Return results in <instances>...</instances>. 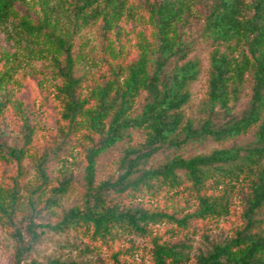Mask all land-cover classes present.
Here are the masks:
<instances>
[{
  "label": "trees",
  "instance_id": "16d2710c",
  "mask_svg": "<svg viewBox=\"0 0 264 264\" xmlns=\"http://www.w3.org/2000/svg\"><path fill=\"white\" fill-rule=\"evenodd\" d=\"M131 1L36 0L42 16L34 24L21 13L30 0H0V30L43 44L37 50L61 80L31 105L8 89L16 67L0 56V118L13 112L18 121L12 144L0 130V163L20 166L29 157L37 175L23 213L21 171L0 172V221L15 242L13 264H264V0ZM137 18L152 32L151 39L139 32L135 59L111 65L109 74L80 72L75 38L85 28L99 24L116 58L125 51L123 22ZM199 43L211 51L204 115L195 119L185 107L201 74L200 60L189 58ZM247 83L250 98L239 109ZM136 131L145 136L138 146ZM251 132L250 141L236 142ZM208 140L233 144L191 153ZM120 143V173L97 182L99 158ZM55 159L62 170L52 182L47 166ZM69 159L84 166L86 189L58 216ZM177 198L185 205L176 209ZM234 214L230 235L213 239V228ZM47 232L71 239L68 245L79 241L80 258L28 263ZM196 236L203 247L193 252Z\"/></svg>",
  "mask_w": 264,
  "mask_h": 264
},
{
  "label": "rangeland",
  "instance_id": "374dc122",
  "mask_svg": "<svg viewBox=\"0 0 264 264\" xmlns=\"http://www.w3.org/2000/svg\"><path fill=\"white\" fill-rule=\"evenodd\" d=\"M142 0H132L131 3L139 5ZM36 0H30L29 6L24 5L21 13L29 14L32 22L36 24V19L42 16L41 7ZM141 14L147 17L146 11ZM60 18V21L66 24V18L62 15L55 14ZM125 31L127 32L123 38L125 43V51L122 56L113 57L108 48H105V40L102 37L99 24H93L85 28L80 35L75 38L74 53L83 54V61L80 63V72L92 71L95 76L110 73V66L116 64H126L135 59L138 55L136 43L140 40L139 32L145 34L148 39H151L152 26L144 19L137 18L136 20H128L123 22ZM35 42L30 37L19 38L16 35H9L6 31L0 30V56L2 53L11 56V64L16 67V72L13 74V82L8 89H12L15 96L32 103L39 105L44 96L51 94L56 85L61 84V80L55 75L52 62L46 58L45 54L38 51L43 44ZM211 49L205 43L195 45L189 58H198L201 62V74L199 79L191 86V101L185 107V113L188 118L198 119L204 114L201 108L207 99V80L209 70V56ZM3 63V62H2ZM2 63L0 67H2ZM250 98V84H246L245 92L238 105V108H243ZM145 99V94H142L136 101L135 110L140 111V107ZM47 105L48 110H51V100ZM48 128H52L53 123L50 118L45 120ZM18 121L13 112L6 113L0 118V130L5 134L6 139L10 144L17 133ZM252 132L236 140L237 143H245L252 139ZM145 136L143 132L136 131L133 135V145L138 146L144 142ZM233 144V141L225 143L214 142L208 140L204 146L193 149L191 153H207L215 148L228 147ZM125 144L120 143L116 147L105 152L98 160L96 180L97 182L115 178L120 173V160L124 154ZM69 172L71 173V183L67 193L61 199L58 207L54 212L59 216L63 210L70 208L75 204H80L85 193L84 166L79 159L71 161ZM5 170V175H16L21 171L19 179V208L23 213L28 211L26 198L30 190L36 185V171L31 158L26 157L20 166L16 164H1L0 172ZM62 170V164L58 160L51 161L47 166V173L52 182L55 181L58 171ZM3 175H0L2 178ZM5 182H8L6 179ZM185 205V201L177 198L172 203L173 208H180ZM238 224L236 214L227 219H222L217 228L212 230V238L222 240L230 235L231 229ZM38 230H41L40 228ZM75 245L79 241H75ZM193 252H196L200 247H203V241L198 236L194 237L191 242ZM71 244V239L65 236H59L51 232L44 235L43 241L38 245L37 250L28 258V263L32 261L44 262L47 258H59L60 260L71 259L78 260L80 258L79 251L75 245ZM15 252V242L9 234L7 227L0 221V264H13Z\"/></svg>",
  "mask_w": 264,
  "mask_h": 264
}]
</instances>
